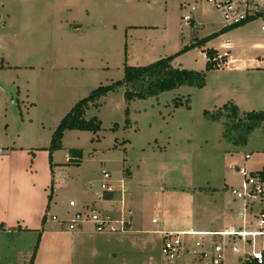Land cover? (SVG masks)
<instances>
[{"label": "rangeland", "instance_id": "1", "mask_svg": "<svg viewBox=\"0 0 264 264\" xmlns=\"http://www.w3.org/2000/svg\"><path fill=\"white\" fill-rule=\"evenodd\" d=\"M184 16L191 26H184ZM223 26L205 1L0 0V150H33L48 164L52 135L79 100L122 80L126 65L172 56ZM263 26L259 18L209 42L228 53L221 68L205 70L202 48L173 59L174 68L204 71L202 88L182 86L127 102L121 87L91 106L86 119L97 117L101 131H66L63 148L52 154L60 165L54 168L49 218L67 223L85 204L100 216L130 210L133 228L152 232L154 264H179L167 261L154 234L166 217L199 232L232 225L241 210L231 194L242 182L236 167L262 168L264 122L238 147L225 140L223 122L204 112L225 105L240 114L264 112ZM71 150L82 151L79 165L65 164ZM104 173L115 188L111 200L102 198ZM50 192L46 188V196ZM157 203L160 213L154 212Z\"/></svg>", "mask_w": 264, "mask_h": 264}, {"label": "crops", "instance_id": "2", "mask_svg": "<svg viewBox=\"0 0 264 264\" xmlns=\"http://www.w3.org/2000/svg\"><path fill=\"white\" fill-rule=\"evenodd\" d=\"M224 45L226 49L228 44ZM206 48L211 47L207 44ZM11 149L0 150V264H29L33 255V264H154L148 238L152 232L133 228L132 215L127 231L119 235L97 232L90 223L70 230L71 220H58L64 223L59 224L53 215L49 218L50 193L46 196V188L53 189L54 168L60 164L52 158L51 168L49 159L48 164L38 159L33 150ZM154 212H161L159 203ZM110 213L116 216L115 211ZM162 232L199 233L182 229L167 217L154 232L161 243Z\"/></svg>", "mask_w": 264, "mask_h": 264}, {"label": "built area", "instance_id": "3", "mask_svg": "<svg viewBox=\"0 0 264 264\" xmlns=\"http://www.w3.org/2000/svg\"><path fill=\"white\" fill-rule=\"evenodd\" d=\"M205 1L219 13L224 26L230 27L264 18V0H192ZM192 19L183 17L184 26H191ZM264 32V26L261 27ZM228 53L216 56V66L226 64ZM242 176L241 184L231 188V194L241 201V210L235 222L222 231L216 232H162V254L169 262L179 264H264V164L256 172H247L243 167H236ZM101 184L104 194H115L110 185V175L104 173ZM70 207L75 208L74 202ZM121 211L112 216L110 212L98 215L88 204L74 213L69 229L75 230L85 223L93 225L97 232L122 233L129 227L131 211ZM156 224V221L153 220ZM185 236H199L200 240L188 243Z\"/></svg>", "mask_w": 264, "mask_h": 264}, {"label": "trees", "instance_id": "4", "mask_svg": "<svg viewBox=\"0 0 264 264\" xmlns=\"http://www.w3.org/2000/svg\"><path fill=\"white\" fill-rule=\"evenodd\" d=\"M249 22L236 26L222 27L219 31L212 33L202 39H196L191 45L182 48L176 54L157 60L146 66H125L123 79L111 85H101L90 92V94L79 100L70 111L61 119L56 127L48 151V159L51 168L52 154L61 150L62 139L66 131H86L98 133L101 131V121L97 117L86 119V112L91 106L97 107L101 98L110 92H117L119 88L125 87V99L131 102L135 99L144 100L150 97H157L159 94L176 90L182 86L202 88L206 83L204 71L198 72L187 69H178L172 66V61L176 56L184 54L194 48H202L207 58L205 70L210 71L216 66L217 50L206 48L212 40L234 28L244 26ZM204 116L214 122H223L224 138L227 142L235 146H245L249 135L261 123L264 122V112H250L240 114L239 109L234 105H225L219 110L210 113L204 112ZM128 121V120H127ZM82 160V151L71 150L67 165H79ZM52 191V187H51ZM52 192L49 195L51 201ZM106 200L113 199V194H104ZM45 217L43 218V222ZM34 255L29 264H33Z\"/></svg>", "mask_w": 264, "mask_h": 264}]
</instances>
